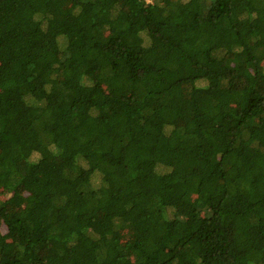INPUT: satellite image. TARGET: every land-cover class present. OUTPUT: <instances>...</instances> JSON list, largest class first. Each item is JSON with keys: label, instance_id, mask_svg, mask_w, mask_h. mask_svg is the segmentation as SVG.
I'll return each instance as SVG.
<instances>
[{"label": "trees", "instance_id": "trees-1", "mask_svg": "<svg viewBox=\"0 0 264 264\" xmlns=\"http://www.w3.org/2000/svg\"><path fill=\"white\" fill-rule=\"evenodd\" d=\"M0 264H264V0H0Z\"/></svg>", "mask_w": 264, "mask_h": 264}, {"label": "rangeland", "instance_id": "rangeland-1", "mask_svg": "<svg viewBox=\"0 0 264 264\" xmlns=\"http://www.w3.org/2000/svg\"><path fill=\"white\" fill-rule=\"evenodd\" d=\"M2 197V196H1Z\"/></svg>", "mask_w": 264, "mask_h": 264}]
</instances>
